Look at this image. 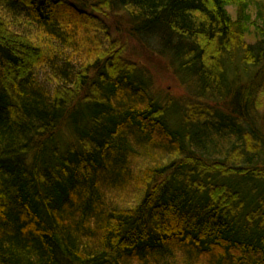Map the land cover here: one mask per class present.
Wrapping results in <instances>:
<instances>
[{
	"label": "trees",
	"instance_id": "1",
	"mask_svg": "<svg viewBox=\"0 0 264 264\" xmlns=\"http://www.w3.org/2000/svg\"><path fill=\"white\" fill-rule=\"evenodd\" d=\"M252 5L0 0V264H264ZM155 50L190 94H152Z\"/></svg>",
	"mask_w": 264,
	"mask_h": 264
},
{
	"label": "rangeland",
	"instance_id": "2",
	"mask_svg": "<svg viewBox=\"0 0 264 264\" xmlns=\"http://www.w3.org/2000/svg\"><path fill=\"white\" fill-rule=\"evenodd\" d=\"M251 5H264V0H248ZM229 14L233 19L238 18V8L235 6H229L227 8ZM250 15L253 20H255V8L252 5V10H250ZM249 43H255L256 37L254 33L247 37ZM150 57L148 63L151 66V74L154 79V85L151 89L152 94H157V96L162 100L164 104L167 100H178L184 96L190 94V86L176 76L174 67H172L171 62L168 58H164L158 55L155 50ZM41 75V79H42ZM186 81V80H185ZM190 82V81H187ZM190 84V83H189Z\"/></svg>",
	"mask_w": 264,
	"mask_h": 264
}]
</instances>
